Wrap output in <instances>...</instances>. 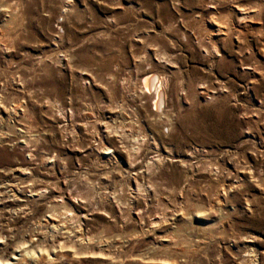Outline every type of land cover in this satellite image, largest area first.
Segmentation results:
<instances>
[{
    "label": "rangeland",
    "instance_id": "374dc122",
    "mask_svg": "<svg viewBox=\"0 0 264 264\" xmlns=\"http://www.w3.org/2000/svg\"><path fill=\"white\" fill-rule=\"evenodd\" d=\"M0 264H264V0H0Z\"/></svg>",
    "mask_w": 264,
    "mask_h": 264
},
{
    "label": "bare ground",
    "instance_id": "6f19581e",
    "mask_svg": "<svg viewBox=\"0 0 264 264\" xmlns=\"http://www.w3.org/2000/svg\"><path fill=\"white\" fill-rule=\"evenodd\" d=\"M237 11L240 12L241 15H244L242 13L243 11L242 12L239 11L238 8H237ZM244 13H245V11H244ZM219 28L216 26V30H215V32L218 35L221 32V30ZM157 74L153 71H148V70L144 71V73L141 76V82H140L141 87H140V89H142V92H140V93L142 95H144V100H146L148 102V104H149L148 109L152 113L159 115L162 112V110L165 108V104H166V100H167V94H168V89H167L168 88V80L167 79L165 80V78L164 79L160 78L161 76L159 77ZM139 102H140V100H139ZM166 113H167V111H166Z\"/></svg>",
    "mask_w": 264,
    "mask_h": 264
}]
</instances>
